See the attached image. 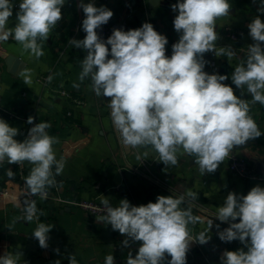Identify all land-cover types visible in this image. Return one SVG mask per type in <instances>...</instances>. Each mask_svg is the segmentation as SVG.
I'll list each match as a JSON object with an SVG mask.
<instances>
[{
	"label": "clouds",
	"instance_id": "9594fccd",
	"mask_svg": "<svg viewBox=\"0 0 264 264\" xmlns=\"http://www.w3.org/2000/svg\"><path fill=\"white\" fill-rule=\"evenodd\" d=\"M65 4L66 0H19L16 23L9 27L14 2L0 0V44L14 40L39 59L44 55V42L62 19ZM77 7L84 13L81 30L86 35L69 39L68 45L85 53L78 78L89 79L94 94L109 101L111 121L123 146L150 147L165 168L176 166L178 155H188L203 176L214 173L234 148L262 136L250 115V104L264 105V21L260 15L247 25L253 43L230 76L236 89L246 87L252 97L249 102L225 83L228 75L205 71V53L236 55L231 46L216 47V21L230 15L229 0H177L172 4L179 39L172 44L170 56L166 55L167 37L150 22L127 31L114 28L104 39L97 30L109 22L113 11L103 5L97 7L95 0L87 4L79 0ZM257 12L264 14V0H259ZM25 76V83L30 84ZM34 119L28 117L27 124L33 126L21 142L15 139L20 130L0 118V165H32L25 179L26 195L44 200L47 190L56 185V176L62 174L64 163L54 150L58 138L47 131L51 124L34 123ZM136 158L141 159L140 155ZM6 175L15 177L10 167ZM186 197L195 199L196 193L159 195L155 202L139 206L125 198L114 207L105 197L101 201L104 214L98 220L125 237L122 248L138 243L135 255L128 253L126 264H187L190 245L207 244L214 224L209 219L207 227L192 236L189 225L202 221L190 208L181 207ZM15 206L21 208L19 199ZM22 212L17 219L37 221L31 234L42 249H47L54 225L39 222L45 213L37 209L35 200L24 199ZM214 217L228 224L223 230L215 224L218 238L242 245L237 250H225L220 264H264V187L256 184L247 194L229 191ZM15 223L16 219L7 228L12 231ZM59 251L55 249L57 254ZM21 259L22 251L6 250L0 255V264H19ZM67 259L69 264H78L72 253ZM104 264H116L114 256L107 255Z\"/></svg>",
	"mask_w": 264,
	"mask_h": 264
},
{
	"label": "crops",
	"instance_id": "0c3cea01",
	"mask_svg": "<svg viewBox=\"0 0 264 264\" xmlns=\"http://www.w3.org/2000/svg\"><path fill=\"white\" fill-rule=\"evenodd\" d=\"M13 2L9 27L16 23L15 13L19 5V0ZM89 2L84 0L85 4ZM176 2L160 0L155 8L150 7L148 0H95V5L112 10L114 15L108 23L123 25L126 30L150 22L156 31L167 37L166 50L172 52V44L179 39L173 26L176 13L171 10V5ZM78 3L79 0H66L62 19L44 42V55L39 59L23 51L14 40L0 44V118L20 130L15 139L21 142L33 126L27 124L29 116L35 118L34 123L51 124L47 131L58 138L59 143L54 145V150L57 159L64 163L62 174L56 176L55 186L67 199L94 200L101 204L106 197L115 207L126 198L132 205L139 206L155 202L159 195L178 197L187 191L196 193L195 199L186 197L181 205L190 208L193 216L202 221L189 225L190 234L198 235L207 227L209 219L213 220L214 226L207 244L190 245L187 264H220L219 258L225 250H237L242 245L239 241L222 242L218 238L215 224H220V230L228 227L214 217L218 207L223 205L229 191L247 194L256 184L264 187V182L233 174L227 161L214 173L202 176L194 158L188 155H178V164L165 168L150 147L133 149L123 146L111 121L109 101L94 94L89 79L80 81L78 78L85 53L68 45L69 39H83L86 35L81 30L79 18L82 9L77 7ZM229 3L232 5L230 15L216 21L219 35L216 47L219 50L231 46L236 55L217 57L212 52L205 53L208 61L205 71L214 65L219 74L229 76L225 83L233 87L236 95L250 102L252 97L246 87L236 89L230 76L246 55L247 46L253 43L247 25L257 15L264 21V14L257 12L259 0L256 3L253 0H229ZM235 31L244 32L237 41L229 37L230 32ZM9 56H15L22 64L17 66L16 73L7 65ZM25 74L30 84L25 83ZM45 76L51 77L49 87L41 83ZM60 90L69 95H61ZM250 108V115L262 136L253 140L250 148L234 150L246 157L257 173L264 175V105L250 104ZM137 155H140V160ZM23 165L27 177L32 165L28 162ZM9 167L15 173L14 179L6 175ZM17 171L18 165H8L7 162L0 165V189L17 178ZM16 199L17 191L8 198H0V255L6 250L22 251L23 259L19 264H23V260L26 264H55L57 260L60 264H69V253L75 255L78 264H104L109 254L114 256L116 264H126L128 253L132 251L135 255L139 246L137 243L130 248H122L121 241L125 237L113 231L110 225L99 222L100 216L77 207L41 201L37 209L45 215L40 216L39 222L54 225L49 233V247L42 249L31 234L37 221L29 223L22 218L17 219L23 216V212L22 207L15 206ZM14 219L16 223L10 231L7 227ZM57 248L59 254L55 252Z\"/></svg>",
	"mask_w": 264,
	"mask_h": 264
},
{
	"label": "built area",
	"instance_id": "2783aa9c",
	"mask_svg": "<svg viewBox=\"0 0 264 264\" xmlns=\"http://www.w3.org/2000/svg\"><path fill=\"white\" fill-rule=\"evenodd\" d=\"M104 1V0H100ZM177 3V2H176ZM80 23H82V20L84 19V13L81 11L80 14ZM114 28H123L125 31L126 27L123 25H113L107 23L106 25L102 26V29H98V34L104 38L107 39L108 36L111 35L112 30ZM244 35V32L242 31H235L233 33L230 32V38L233 41H237L240 39L241 36ZM172 52L166 51V55H171ZM214 71L218 72V69L211 65L208 69V73L211 74ZM50 76H45L41 78V83H43L46 87H49L51 83V79H49ZM61 95L67 96L69 95L68 92H65L63 90H60ZM228 162V167L230 172L233 174H236L237 176L248 179L251 181H257V182H264V175L259 174L256 172V170L250 165L248 159L246 157L240 156L237 154V152L233 149V151L230 153L229 157L225 160ZM25 179H26V169L25 166H18L17 171V178L15 180L9 181L7 186L0 189V198H8L10 194L13 191H17L18 193V199L21 202V207L23 204L24 199H31L36 201V206L41 201H50L54 202L60 205H67V206H73L80 208L84 210L85 212H90L93 215L101 216L104 214L103 205L94 201V200H77V199H67L63 196H61V191L59 187L54 186L53 189L49 188L48 196L46 199L41 200L38 196H27L26 195V185H25Z\"/></svg>",
	"mask_w": 264,
	"mask_h": 264
},
{
	"label": "water",
	"instance_id": "95a60500",
	"mask_svg": "<svg viewBox=\"0 0 264 264\" xmlns=\"http://www.w3.org/2000/svg\"><path fill=\"white\" fill-rule=\"evenodd\" d=\"M148 1H149L151 8H155L160 4V0H148ZM6 62H7V65L9 67L13 68V72H15V73L17 72V69H18L17 66L22 65L20 60L18 58H16L15 56H9L8 59L6 60ZM251 145H252V141H249L245 145L238 146L237 148H234V149L235 150H244V149L250 148Z\"/></svg>",
	"mask_w": 264,
	"mask_h": 264
}]
</instances>
